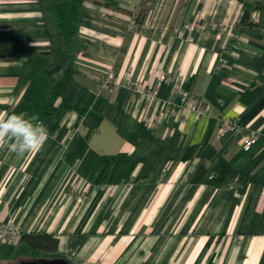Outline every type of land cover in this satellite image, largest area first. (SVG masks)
<instances>
[{
    "label": "crops",
    "instance_id": "obj_1",
    "mask_svg": "<svg viewBox=\"0 0 264 264\" xmlns=\"http://www.w3.org/2000/svg\"><path fill=\"white\" fill-rule=\"evenodd\" d=\"M196 20L219 26L174 32ZM76 41L59 45L51 0H0V114L48 131L39 152L0 148V218L53 234L72 264H264V0H82ZM107 69L175 80L143 102L99 89ZM175 85L207 113L171 114ZM228 117L256 143L221 134ZM44 255L0 243V264Z\"/></svg>",
    "mask_w": 264,
    "mask_h": 264
},
{
    "label": "built area",
    "instance_id": "obj_2",
    "mask_svg": "<svg viewBox=\"0 0 264 264\" xmlns=\"http://www.w3.org/2000/svg\"><path fill=\"white\" fill-rule=\"evenodd\" d=\"M219 26L218 23L214 21H205V20H196L194 22H183L178 27L175 28L174 32L177 33H189L194 30L200 32L207 29H214ZM138 28L135 21V15H132L131 22L128 25V29L136 30ZM141 28H145L144 25H141ZM232 44L235 46H240L242 41L241 37L238 34H231ZM226 59L224 56L218 57V64L224 65ZM175 80L174 76L170 74H160L158 76V84L153 89H148L146 85L138 80L133 79L131 73L126 71L122 75V81L118 79L116 74L112 69H107L103 74H101L97 79V85L101 90H107L108 92H114L121 85L128 87L139 100L143 102H150L154 99L158 92V87L162 82L173 83ZM172 91L178 95V103H173L170 107V113L173 115L178 114L180 111L188 109L195 113L196 118H199L202 115L207 113V107L203 106L200 99L191 95L187 92L183 86L175 85L172 87ZM143 124L146 127L154 128L157 123L154 119L150 117L143 118ZM37 123L42 124L40 121ZM226 132H233L239 137V143L243 149H248L254 143H256L259 137V131L255 129H250L246 125L240 123L237 119L233 118H223L221 119L220 133L224 134ZM213 176H210L212 179ZM264 194V192H262ZM21 230L14 224L4 221L0 218V243L8 242L15 243L19 241L21 236ZM65 255L68 258H71L75 255L74 252L65 251Z\"/></svg>",
    "mask_w": 264,
    "mask_h": 264
},
{
    "label": "trees",
    "instance_id": "obj_3",
    "mask_svg": "<svg viewBox=\"0 0 264 264\" xmlns=\"http://www.w3.org/2000/svg\"><path fill=\"white\" fill-rule=\"evenodd\" d=\"M242 3L244 0H237ZM82 0H51V11L54 16L59 45L68 51H75L77 48L76 34L79 26L80 4ZM248 14L243 15V22H246ZM19 242L27 244L31 249L43 252L44 259L52 260L65 258L58 253V239L47 232H24L21 233ZM41 259L22 261H42ZM68 260V259H67Z\"/></svg>",
    "mask_w": 264,
    "mask_h": 264
},
{
    "label": "clouds",
    "instance_id": "obj_4",
    "mask_svg": "<svg viewBox=\"0 0 264 264\" xmlns=\"http://www.w3.org/2000/svg\"><path fill=\"white\" fill-rule=\"evenodd\" d=\"M37 118H26L25 114H0V148L7 146L11 151L24 153L39 152L48 140V131Z\"/></svg>",
    "mask_w": 264,
    "mask_h": 264
},
{
    "label": "water",
    "instance_id": "obj_5",
    "mask_svg": "<svg viewBox=\"0 0 264 264\" xmlns=\"http://www.w3.org/2000/svg\"><path fill=\"white\" fill-rule=\"evenodd\" d=\"M23 264H72V263L65 258H56L52 260L24 262Z\"/></svg>",
    "mask_w": 264,
    "mask_h": 264
}]
</instances>
